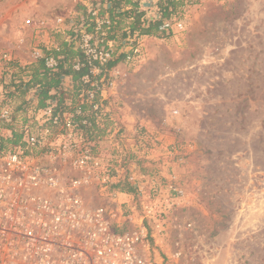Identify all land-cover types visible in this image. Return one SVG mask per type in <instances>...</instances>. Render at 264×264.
<instances>
[{"label": "rangeland", "instance_id": "obj_1", "mask_svg": "<svg viewBox=\"0 0 264 264\" xmlns=\"http://www.w3.org/2000/svg\"><path fill=\"white\" fill-rule=\"evenodd\" d=\"M97 1L0 0V55L12 60L8 70L0 61V83L25 84L33 52L61 46L80 26L79 7L90 14L103 7ZM185 10L172 18L182 29L166 38L112 47L139 53L116 65L115 79L102 77L106 116L88 135L117 175L145 177L142 191L129 183L131 193L116 190L135 225L143 207L160 204V193H182L165 238L150 241L157 263L168 264L178 244V264H264V0H190ZM56 18L63 28L54 27ZM19 87L9 92L14 126L34 131ZM70 100L63 108H72ZM85 201L108 198L91 191Z\"/></svg>", "mask_w": 264, "mask_h": 264}, {"label": "built area", "instance_id": "obj_2", "mask_svg": "<svg viewBox=\"0 0 264 264\" xmlns=\"http://www.w3.org/2000/svg\"><path fill=\"white\" fill-rule=\"evenodd\" d=\"M90 16L94 20L93 33L85 31V27L75 28L74 36L67 39L82 55V61L71 62L72 70L89 69V74L80 79L78 104L57 111L56 101L48 100L38 108L40 87L33 86L27 92L26 104L37 127L33 131L31 126L21 124L17 129L9 95L15 88L0 83V138L21 135L18 144L0 147V264H161L150 253V241L165 238L167 215L178 207L182 193H160V204L143 207V218L137 225L122 211V203L116 201L119 193L114 186L119 180L136 184L142 191L145 177L117 175L109 157L97 153L95 144L85 135L91 122L80 105H91L96 122L106 116L100 104L105 93L101 81L106 65L115 58V52L105 45L110 19L107 15L99 17L98 9L91 10ZM52 24L63 28L64 19L56 18ZM37 28L41 31L45 24ZM174 28L181 30L182 24L165 21L160 31L168 34ZM51 49L61 51L57 46ZM138 53V48H131L124 53L125 61ZM32 58L34 62L43 60L45 68L52 71L61 59L44 55L39 49ZM0 61L8 70L10 56L3 53ZM108 74L118 77V67ZM107 85L111 88L113 84ZM91 191L97 199L108 198V202L88 205L85 195ZM177 245L173 244L176 248L168 264H178L182 256Z\"/></svg>", "mask_w": 264, "mask_h": 264}, {"label": "trees", "instance_id": "obj_3", "mask_svg": "<svg viewBox=\"0 0 264 264\" xmlns=\"http://www.w3.org/2000/svg\"><path fill=\"white\" fill-rule=\"evenodd\" d=\"M190 3V0H157L156 1V18L150 20L146 18V12L141 7L140 0H98L94 5H102L98 10V16L107 17L111 21V26L107 31L105 37L106 42H113L119 47L121 42L135 41L140 37H148L155 39L166 38V33L160 31L161 25L165 21H170L172 18L180 20L183 18L185 13V8ZM105 4V5H104ZM80 9V20L78 24L80 25L78 29L85 27V31L93 33L92 23L89 13H86L85 7H79ZM69 36H74L73 33L69 32ZM60 52H55L53 50L46 51L43 50L44 55L52 54L54 56H60L59 64L56 70H48L45 68L43 60H38L28 67V81L25 84L15 85V89H19V86L24 87V93L33 86H39L40 89L37 93V107L43 108L48 100L56 101V110H63V103L66 99L70 98L72 105L76 102L77 91L81 89L82 84L80 79L82 76L89 74V69L87 67L82 68L80 71L76 72L72 70L71 62L78 59L82 61V55L78 49H75L73 45L65 41L61 46ZM115 52L114 60L110 61L106 65L107 72L105 76L107 78L108 72L120 62L125 59V54ZM68 78L71 83L70 91L64 90L63 81ZM55 92L51 95L50 92ZM81 112L85 115L87 119L91 122V129H97L96 120L92 115L91 105L84 103L80 105ZM82 117H80L81 119ZM84 118V116H83ZM90 128L85 129V135L92 141L93 137L88 135ZM98 136V135H97ZM21 140V135L13 133L12 138H0V147L6 148L18 144ZM114 190H119L120 192L131 193L132 188L124 180H119L115 186Z\"/></svg>", "mask_w": 264, "mask_h": 264}, {"label": "crops", "instance_id": "obj_4", "mask_svg": "<svg viewBox=\"0 0 264 264\" xmlns=\"http://www.w3.org/2000/svg\"><path fill=\"white\" fill-rule=\"evenodd\" d=\"M156 1L157 0H143V2H141V7L145 10L146 12V18L147 19H150V20H154L156 18ZM68 34H70L68 32ZM107 47L109 46L111 49L112 47H116L115 43L113 42H108L107 44H105ZM118 67V66H117ZM67 79V84L64 83V85H66V89L70 90V87H71V83H70V80L68 78ZM96 79H100V76L97 77ZM72 103V102H71ZM74 105H76L74 103Z\"/></svg>", "mask_w": 264, "mask_h": 264}]
</instances>
